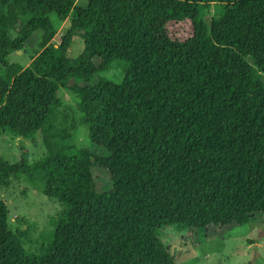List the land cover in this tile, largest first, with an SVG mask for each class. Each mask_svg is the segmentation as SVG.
Wrapping results in <instances>:
<instances>
[{"label": "trees", "instance_id": "1", "mask_svg": "<svg viewBox=\"0 0 264 264\" xmlns=\"http://www.w3.org/2000/svg\"><path fill=\"white\" fill-rule=\"evenodd\" d=\"M86 2L0 0V68L40 33L30 63L0 75V134L40 137L34 168L59 203L47 243L31 255L0 200V264H176L163 228L264 216V0ZM213 4L225 5L223 16L198 21ZM157 19L189 20L192 34L164 42ZM77 35L84 49L70 58ZM112 69L121 83L98 78ZM61 89L79 95L75 106ZM78 124L104 157L69 154ZM27 162L25 152L17 164L0 159V180ZM94 167L108 171L109 192H96Z\"/></svg>", "mask_w": 264, "mask_h": 264}, {"label": "rangeland", "instance_id": "2", "mask_svg": "<svg viewBox=\"0 0 264 264\" xmlns=\"http://www.w3.org/2000/svg\"><path fill=\"white\" fill-rule=\"evenodd\" d=\"M86 0H76L75 7L85 8ZM225 5L213 4L200 12L198 21L209 24L220 19ZM69 17L60 27L52 44L57 45L70 26ZM154 31L164 42L184 41L192 34V23L183 19L172 22L157 19ZM40 33L33 35L22 52L14 53L8 60L6 68H0V75L9 70V66H27L37 50ZM84 49L83 40L75 36L69 48L70 58L78 57ZM105 80L121 83L124 73L112 69L98 76ZM97 80V78L95 79ZM94 80V81H95ZM59 97L62 103L75 106L79 95L69 89H61ZM64 111L60 109V112ZM65 114H70L65 111ZM73 115L70 114L69 121ZM80 116V115H77ZM80 117H77V120ZM72 150L69 154L86 151L92 158L104 157L105 152L92 146L87 132L78 124L73 133ZM22 152L27 153L28 162L22 172L0 180V200L8 210V221L12 231L26 232L25 249L31 255H37L39 247L47 243L52 222L59 211V203L44 195V178L34 165L45 155V149L39 136L26 140L10 133L0 134V159L11 164L20 162ZM94 187L97 193L109 192L113 185L108 171L94 167L91 169ZM160 240L168 249L176 264H264V216H256L252 223L244 226L209 227L203 231L196 229L177 230L165 227L161 230Z\"/></svg>", "mask_w": 264, "mask_h": 264}]
</instances>
